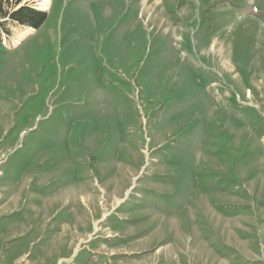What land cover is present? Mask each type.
I'll use <instances>...</instances> for the list:
<instances>
[{
	"label": "rangeland",
	"instance_id": "rangeland-1",
	"mask_svg": "<svg viewBox=\"0 0 264 264\" xmlns=\"http://www.w3.org/2000/svg\"><path fill=\"white\" fill-rule=\"evenodd\" d=\"M220 1L0 0V264H264V0Z\"/></svg>",
	"mask_w": 264,
	"mask_h": 264
},
{
	"label": "trees",
	"instance_id": "trees-1",
	"mask_svg": "<svg viewBox=\"0 0 264 264\" xmlns=\"http://www.w3.org/2000/svg\"><path fill=\"white\" fill-rule=\"evenodd\" d=\"M215 2H222L220 0H214ZM229 1V2H228ZM225 2L231 3L232 7L239 8L240 7V0H225ZM9 19L12 22L18 23L20 26L37 29L39 28L46 19V13L23 6L18 8L17 10L13 11L9 14ZM262 18L264 21V14L258 16ZM1 33L9 36L8 30L5 28L4 24L0 23V39ZM240 37V38H239ZM238 37V41L235 42V52L238 51V55L245 54L249 51L250 42L252 40V36L248 37ZM240 42V43H239Z\"/></svg>",
	"mask_w": 264,
	"mask_h": 264
},
{
	"label": "crops",
	"instance_id": "crops-1",
	"mask_svg": "<svg viewBox=\"0 0 264 264\" xmlns=\"http://www.w3.org/2000/svg\"><path fill=\"white\" fill-rule=\"evenodd\" d=\"M49 2H50V0H49ZM80 199L83 202V204L86 206V198H85L84 194H82V195L80 194ZM92 223H93L95 229H97V219L93 220ZM90 235H91V233H86V234L78 237L77 238L78 239L77 240L78 243L79 244H84V243H86L88 241H93L94 239L97 242V235L94 236V237H91ZM94 248L95 249L93 250V252H95L97 254V244H95ZM66 260L71 261L72 260V255H71V257L67 258Z\"/></svg>",
	"mask_w": 264,
	"mask_h": 264
},
{
	"label": "bare ground",
	"instance_id": "bare-ground-1",
	"mask_svg": "<svg viewBox=\"0 0 264 264\" xmlns=\"http://www.w3.org/2000/svg\"><path fill=\"white\" fill-rule=\"evenodd\" d=\"M38 1V3H37V9L38 10H42V11H45L47 8H48V6H49V0H37ZM29 30H27L26 28L25 29H22L19 33H22L21 34V36L22 35H24L25 33H27ZM20 36V35H19ZM18 36V37H19Z\"/></svg>",
	"mask_w": 264,
	"mask_h": 264
}]
</instances>
